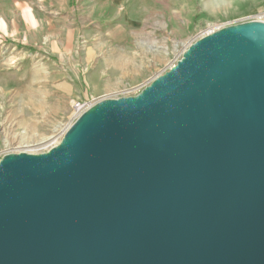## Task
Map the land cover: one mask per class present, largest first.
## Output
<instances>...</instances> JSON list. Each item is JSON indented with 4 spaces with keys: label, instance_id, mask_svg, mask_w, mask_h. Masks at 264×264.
I'll return each instance as SVG.
<instances>
[{
    "label": "water",
    "instance_id": "obj_1",
    "mask_svg": "<svg viewBox=\"0 0 264 264\" xmlns=\"http://www.w3.org/2000/svg\"><path fill=\"white\" fill-rule=\"evenodd\" d=\"M0 264H264V23L3 156Z\"/></svg>",
    "mask_w": 264,
    "mask_h": 264
},
{
    "label": "crops",
    "instance_id": "obj_2",
    "mask_svg": "<svg viewBox=\"0 0 264 264\" xmlns=\"http://www.w3.org/2000/svg\"><path fill=\"white\" fill-rule=\"evenodd\" d=\"M28 2L43 15L57 18V37L62 41L57 54L62 62L53 83L71 101L126 97L156 57L167 54L168 47L161 43L167 36L170 41L176 37L177 24L192 30L227 13L247 16L264 9V0ZM19 4L10 1L11 6ZM141 56L148 62L140 61Z\"/></svg>",
    "mask_w": 264,
    "mask_h": 264
},
{
    "label": "rangeland",
    "instance_id": "obj_3",
    "mask_svg": "<svg viewBox=\"0 0 264 264\" xmlns=\"http://www.w3.org/2000/svg\"><path fill=\"white\" fill-rule=\"evenodd\" d=\"M10 1L0 0V17L8 33L5 35V30H0V159L8 154L47 152L56 146L50 145L60 134L74 123L73 104L98 101H71L53 83L62 62L57 54L62 42L57 37V18L43 15L40 9L31 7L28 0H18L19 7L11 6ZM261 11L247 16L227 13L195 25L192 30L177 24L176 37L171 41L168 36L162 40L161 44L168 47L167 54L156 57L155 63L141 74L127 96L138 95L154 78L168 71L202 35L220 27L256 21L253 17ZM63 36L61 33L62 39ZM146 59L139 57L144 63L148 62ZM41 139L48 142L41 144Z\"/></svg>",
    "mask_w": 264,
    "mask_h": 264
},
{
    "label": "built area",
    "instance_id": "obj_4",
    "mask_svg": "<svg viewBox=\"0 0 264 264\" xmlns=\"http://www.w3.org/2000/svg\"><path fill=\"white\" fill-rule=\"evenodd\" d=\"M253 20L264 23V10L258 13ZM94 100H86L83 102H76L73 104L72 121L75 122L85 111H87L93 104Z\"/></svg>",
    "mask_w": 264,
    "mask_h": 264
},
{
    "label": "clouds",
    "instance_id": "obj_5",
    "mask_svg": "<svg viewBox=\"0 0 264 264\" xmlns=\"http://www.w3.org/2000/svg\"><path fill=\"white\" fill-rule=\"evenodd\" d=\"M17 7H19V5H17ZM29 12L31 11V9H27ZM6 24H5V21L3 20L2 17H0V30H5L4 31V34L5 35H8V33L6 32Z\"/></svg>",
    "mask_w": 264,
    "mask_h": 264
},
{
    "label": "bare ground",
    "instance_id": "obj_6",
    "mask_svg": "<svg viewBox=\"0 0 264 264\" xmlns=\"http://www.w3.org/2000/svg\"><path fill=\"white\" fill-rule=\"evenodd\" d=\"M256 22H259V21H256ZM262 23H263V22H262ZM63 134H64V132L61 133L60 136L58 137V139H57L56 141H54V143H52L50 146L57 145ZM42 139H43V138H42ZM42 139H41V140H42ZM46 142H48V141H46V139H45V140H42L40 143H41V144H44V143H46ZM26 143H27V142H26ZM32 143H33V142H32ZM49 144H50V142H49ZM49 144H48V145H49ZM46 151H47V150H46Z\"/></svg>",
    "mask_w": 264,
    "mask_h": 264
}]
</instances>
